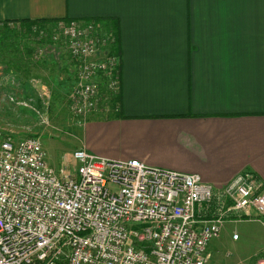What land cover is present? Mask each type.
Listing matches in <instances>:
<instances>
[{
    "label": "crops",
    "instance_id": "1",
    "mask_svg": "<svg viewBox=\"0 0 264 264\" xmlns=\"http://www.w3.org/2000/svg\"><path fill=\"white\" fill-rule=\"evenodd\" d=\"M20 18L117 26L119 114L87 115L77 148L264 187V0H0Z\"/></svg>",
    "mask_w": 264,
    "mask_h": 264
},
{
    "label": "built area",
    "instance_id": "2",
    "mask_svg": "<svg viewBox=\"0 0 264 264\" xmlns=\"http://www.w3.org/2000/svg\"><path fill=\"white\" fill-rule=\"evenodd\" d=\"M86 23L62 26L74 66L66 102L83 118L106 103L101 77L117 86L107 35ZM71 157L73 174L56 171L37 137L0 130V264H210L207 243L224 223L264 217V187L251 171L214 187L197 173L81 147Z\"/></svg>",
    "mask_w": 264,
    "mask_h": 264
},
{
    "label": "rangeland",
    "instance_id": "3",
    "mask_svg": "<svg viewBox=\"0 0 264 264\" xmlns=\"http://www.w3.org/2000/svg\"><path fill=\"white\" fill-rule=\"evenodd\" d=\"M86 22H92V29L103 33L101 26L93 20ZM49 24H53L51 29L42 32L41 38L38 36L28 42L34 52L30 56L31 65L37 62L38 69L30 66L16 71L13 62L17 58L12 49L0 52V130L15 138L37 137L47 164L56 171L65 167L68 174H73L75 161L71 152L79 142L82 125L78 124L89 116L74 115L66 102V94L74 84V66L63 43L62 26L67 23ZM48 33L50 38H47ZM90 113L103 116L105 112ZM234 228L236 231L232 230ZM223 229L231 239L226 237ZM233 233L236 238L231 237ZM207 251L210 264L264 262V217L224 223L219 235L207 243Z\"/></svg>",
    "mask_w": 264,
    "mask_h": 264
},
{
    "label": "trees",
    "instance_id": "4",
    "mask_svg": "<svg viewBox=\"0 0 264 264\" xmlns=\"http://www.w3.org/2000/svg\"><path fill=\"white\" fill-rule=\"evenodd\" d=\"M72 19L69 18H20V19H5L0 21V52H8V48H11L15 53L14 57L17 58L13 62V68L16 71L28 69L30 66L34 69H38L39 65L37 62L32 66L30 56L33 52V47L28 43L30 40H36L38 36L41 38V33L51 29L53 22H68ZM93 19H82L81 21L86 22ZM95 23L101 26L103 34L107 35L105 39V48L107 54L115 58V67L110 74V79L116 78L117 86L116 89H106V78L107 76L101 77L100 90L106 95V103L100 105L108 107V114L118 115L119 108V85H118V70H119V44L117 38V26L114 23H108L103 20H93ZM49 24V25H47ZM49 37V33L47 34ZM27 40V42H26ZM49 40V39H47ZM6 74V72L4 73ZM108 79V78H107Z\"/></svg>",
    "mask_w": 264,
    "mask_h": 264
}]
</instances>
